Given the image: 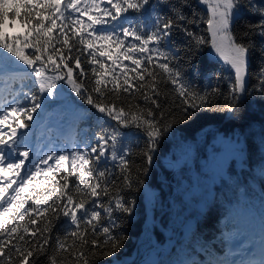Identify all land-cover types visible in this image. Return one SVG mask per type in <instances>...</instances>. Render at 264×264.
I'll list each match as a JSON object with an SVG mask.
<instances>
[{"label": "snow or ice", "instance_id": "1", "mask_svg": "<svg viewBox=\"0 0 264 264\" xmlns=\"http://www.w3.org/2000/svg\"><path fill=\"white\" fill-rule=\"evenodd\" d=\"M196 3L205 11L198 12L193 0H0V51L26 66L17 71L7 62L0 64V78H34V87L25 90L21 83L18 94L0 107V264H92L96 256L112 257L123 247L127 237L117 233L113 216L133 214L135 201L124 193L143 185L140 174L147 175V169L138 168L133 180L131 148L123 143L126 133L121 129L146 137L141 158L150 165L159 141L177 123L175 110L165 116L168 101L161 85H171L172 103L179 101V122L187 123L204 110L240 118V103L248 94L249 55L256 48L253 36L261 39L259 53L264 57V4ZM161 6L166 14L157 11ZM245 8L260 20L237 36L231 25ZM146 12L147 24L127 19L129 13L139 19ZM121 18L126 26L120 25L119 31L115 25L111 30L97 27ZM201 24L231 73L227 93H221L224 102L217 100L216 107L211 97L219 89L201 92L185 79L174 66L182 59L179 49L169 47L174 35L183 34L189 38L188 53L195 55L209 43L192 30ZM257 82L253 91L264 99V63ZM61 84L114 123L100 127L94 143H74L70 152L50 150L33 157L22 130L30 129L45 103L58 96ZM71 116L85 118L78 108ZM107 160L114 169L101 166ZM61 219L63 235L54 238ZM50 247L53 255L46 251ZM258 264H264V258Z\"/></svg>", "mask_w": 264, "mask_h": 264}, {"label": "trees", "instance_id": "2", "mask_svg": "<svg viewBox=\"0 0 264 264\" xmlns=\"http://www.w3.org/2000/svg\"><path fill=\"white\" fill-rule=\"evenodd\" d=\"M255 2L258 5L264 4V0ZM193 7L198 12L205 11L196 0H193ZM157 11L166 14L167 8L161 6ZM185 12L190 15L191 9H185ZM127 19L133 23L142 20L147 24L149 15L146 12L137 19L136 14L129 13ZM259 20V16L246 8L242 9L231 25L232 31L240 36L248 31L249 25ZM113 25L119 31V26H126V22L121 18L101 27H109L111 30ZM206 28L205 24H201L192 29L209 41L195 55L188 53L189 38L183 34L174 35L169 47L179 49L182 59L174 62V66L180 68L185 79L192 81L201 92H210L213 87L219 89V93L211 97L216 107L217 100L220 104L224 102L221 93H227L231 73L229 67L209 56L212 50L211 37ZM253 39L256 48L249 55L248 94L240 103L239 119H233L224 112L204 110L187 123L179 122V101L172 103L175 93L171 85L167 88L161 85L168 101L164 107L165 116L175 110L177 123L175 130L159 141L150 165L143 164L141 158L146 137L137 136L134 129H121L126 133L123 143L131 148L129 160L134 162L133 180L142 165L147 169V175L140 174L144 181L142 186L134 188L131 193H124L127 199L135 201L133 214L114 213L117 233L127 237L123 247L112 257L96 256L92 264H226L228 252L232 251L234 235H247V242L264 239V99L253 91L258 86L257 74L264 63V57L259 53L261 39L257 36H253ZM5 62L17 71L26 69V66L0 51V64ZM32 80L25 77L22 82H5L0 78V103L10 101L12 95L18 94L21 83L25 85V90L34 87ZM161 100L163 102L164 96H161ZM73 108H78L85 118L74 120L71 116ZM39 115L42 126L37 133L22 130L26 131L30 141L39 140L37 150L44 143L48 147L67 144L71 149L74 143L89 140L94 143V134L100 127L114 123L79 101L63 84L58 96L48 100ZM69 130V135L59 133ZM215 135L236 141L239 144V155L231 157L216 170L199 168V162L205 159ZM187 151L191 152L189 161L175 167L181 159L179 153ZM192 165L195 166L191 168ZM101 166L115 168L110 160ZM255 214L261 226L254 222ZM64 226L65 222L61 219L53 232L54 238L58 234L63 235ZM163 230L169 234L168 237ZM166 243L168 248L164 250ZM46 251L49 255L54 254L52 247Z\"/></svg>", "mask_w": 264, "mask_h": 264}, {"label": "rangeland", "instance_id": "3", "mask_svg": "<svg viewBox=\"0 0 264 264\" xmlns=\"http://www.w3.org/2000/svg\"><path fill=\"white\" fill-rule=\"evenodd\" d=\"M209 56L212 59L219 60L220 62H224L223 59L212 49ZM226 65V64H225ZM181 159L178 160V162L175 164V167L181 162L189 161L191 158V152H181L179 153ZM239 155V144L236 141H233L228 138L221 137L220 135H215L211 140V145L207 149V155L205 159L201 162H199V168L202 169H219L221 168L225 162H227L231 157H236ZM192 165L191 168H193ZM245 236H233V251L230 252V257L232 263L235 262L236 264V257H241V260L244 259H259L260 258V252L258 250H254L253 248H247L241 246V239ZM237 240V242L235 241ZM258 240L254 241L256 243ZM262 248H264V245H261ZM235 251V252H234ZM238 253V254H237Z\"/></svg>", "mask_w": 264, "mask_h": 264}, {"label": "bare ground", "instance_id": "4", "mask_svg": "<svg viewBox=\"0 0 264 264\" xmlns=\"http://www.w3.org/2000/svg\"><path fill=\"white\" fill-rule=\"evenodd\" d=\"M70 133L69 132H62V135L65 136V135H69Z\"/></svg>", "mask_w": 264, "mask_h": 264}, {"label": "water", "instance_id": "5", "mask_svg": "<svg viewBox=\"0 0 264 264\" xmlns=\"http://www.w3.org/2000/svg\"><path fill=\"white\" fill-rule=\"evenodd\" d=\"M247 86H248V77H247Z\"/></svg>", "mask_w": 264, "mask_h": 264}]
</instances>
